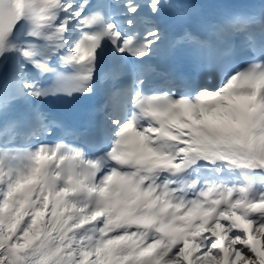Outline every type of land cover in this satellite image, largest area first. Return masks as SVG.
<instances>
[{"label": "snow or ice", "instance_id": "obj_1", "mask_svg": "<svg viewBox=\"0 0 264 264\" xmlns=\"http://www.w3.org/2000/svg\"><path fill=\"white\" fill-rule=\"evenodd\" d=\"M200 7L0 0V264H264V0Z\"/></svg>", "mask_w": 264, "mask_h": 264}]
</instances>
